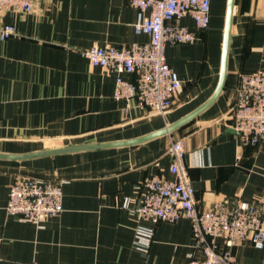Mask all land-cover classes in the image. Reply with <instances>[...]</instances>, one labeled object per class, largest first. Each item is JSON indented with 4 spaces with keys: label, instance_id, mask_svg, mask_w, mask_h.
<instances>
[{
    "label": "crops",
    "instance_id": "1",
    "mask_svg": "<svg viewBox=\"0 0 264 264\" xmlns=\"http://www.w3.org/2000/svg\"><path fill=\"white\" fill-rule=\"evenodd\" d=\"M229 0H212L210 25L194 43L170 44L169 65L183 82L173 108L160 114L115 97L116 73L92 66V46L146 42L136 9L123 0H46L35 11L0 10V264H189L201 258L188 218L157 223L138 214L151 176L173 179L167 149L182 140L198 208L243 198L264 209V142L244 144L228 114L239 73L264 70V0H235L227 74L218 98L203 106L221 72ZM128 79L133 76L124 74ZM18 173L63 180L64 211L42 226L7 211ZM129 199L125 207L124 201ZM154 229L148 253L138 227ZM220 247L225 245L219 241ZM237 264H264L250 239L232 248Z\"/></svg>",
    "mask_w": 264,
    "mask_h": 264
},
{
    "label": "built area",
    "instance_id": "2",
    "mask_svg": "<svg viewBox=\"0 0 264 264\" xmlns=\"http://www.w3.org/2000/svg\"><path fill=\"white\" fill-rule=\"evenodd\" d=\"M46 0H0L1 11L31 13ZM137 12L136 32L146 34V42L92 46L83 51L92 66L116 73L115 97L136 102L141 109L160 114L169 112L183 82L166 58L168 45L194 43L199 34L181 23L187 15L199 31L210 25L212 0H123ZM11 24L0 26V38L17 36ZM124 74L133 76L128 79ZM228 118L236 136L244 144L264 142V70L239 73L236 98ZM1 127V120H0ZM173 179L151 176L144 183L139 216L154 223L176 222L188 218L192 223L194 246L202 257L190 255L189 264H237L232 248L250 239L256 248H264V209L252 201L238 198L222 200L200 210L195 188L185 162L182 140L167 149ZM63 180L46 179L18 173L10 186L7 211L23 221L42 226L64 211ZM129 205V199L123 204ZM154 229L136 230V247L148 253ZM222 240L225 247L221 248ZM37 264V263H33Z\"/></svg>",
    "mask_w": 264,
    "mask_h": 264
},
{
    "label": "water",
    "instance_id": "3",
    "mask_svg": "<svg viewBox=\"0 0 264 264\" xmlns=\"http://www.w3.org/2000/svg\"><path fill=\"white\" fill-rule=\"evenodd\" d=\"M234 2L235 0H229L228 2V9H227V16H226V24H225V32H224V41H223V50H222V62H221V72H220V81L218 84V87L212 97L200 108H198L196 111L190 113L186 117L182 118L175 124L164 128L163 130L159 132H154L150 135L145 136L144 138H141L140 140H145L151 137H154L156 135H160L162 133H166L169 131L174 130L205 108H207L209 105H211L221 94L222 89L224 87L225 81H226V74H227V62H228V52H229V45H230V35H231V28H232V17H233V8H234Z\"/></svg>",
    "mask_w": 264,
    "mask_h": 264
}]
</instances>
